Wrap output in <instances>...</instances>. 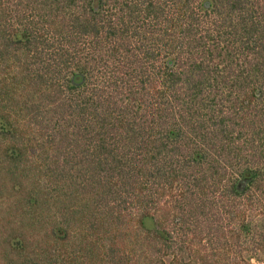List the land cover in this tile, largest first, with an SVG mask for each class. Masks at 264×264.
Segmentation results:
<instances>
[{"label": "trees", "instance_id": "1", "mask_svg": "<svg viewBox=\"0 0 264 264\" xmlns=\"http://www.w3.org/2000/svg\"><path fill=\"white\" fill-rule=\"evenodd\" d=\"M253 260L264 0H0V264Z\"/></svg>", "mask_w": 264, "mask_h": 264}, {"label": "rangeland", "instance_id": "2", "mask_svg": "<svg viewBox=\"0 0 264 264\" xmlns=\"http://www.w3.org/2000/svg\"><path fill=\"white\" fill-rule=\"evenodd\" d=\"M261 211H262L261 208H251V209L248 210L247 215L250 216V214L252 213L255 217H258V215H259V213ZM249 216H247V217L249 218ZM246 254H247V250H245V252L243 253V255H246ZM253 262L255 264H260L257 260H253Z\"/></svg>", "mask_w": 264, "mask_h": 264}, {"label": "flooded vegetation", "instance_id": "3", "mask_svg": "<svg viewBox=\"0 0 264 264\" xmlns=\"http://www.w3.org/2000/svg\"><path fill=\"white\" fill-rule=\"evenodd\" d=\"M245 182L247 181V179L246 180H244Z\"/></svg>", "mask_w": 264, "mask_h": 264}]
</instances>
